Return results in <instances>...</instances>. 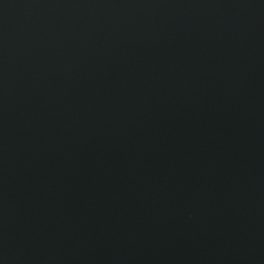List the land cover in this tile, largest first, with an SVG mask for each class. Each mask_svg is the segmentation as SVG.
Segmentation results:
<instances>
[{"label":"water","instance_id":"obj_1","mask_svg":"<svg viewBox=\"0 0 264 264\" xmlns=\"http://www.w3.org/2000/svg\"><path fill=\"white\" fill-rule=\"evenodd\" d=\"M0 264H264V0H0Z\"/></svg>","mask_w":264,"mask_h":264}]
</instances>
